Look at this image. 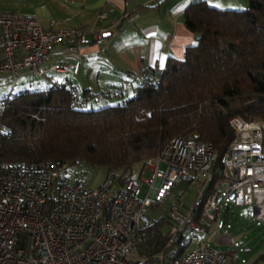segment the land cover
<instances>
[{
	"label": "built area",
	"instance_id": "1",
	"mask_svg": "<svg viewBox=\"0 0 264 264\" xmlns=\"http://www.w3.org/2000/svg\"><path fill=\"white\" fill-rule=\"evenodd\" d=\"M88 33L87 28L48 32L34 14L0 10V73L14 81L25 72L44 76L56 45L68 44L75 52L91 42ZM96 41L103 42L102 32ZM74 68L73 63L52 66L59 72ZM230 126L235 137L219 169L211 142L175 137L145 162L136 182L123 188H116L113 169L88 188L66 180L60 160L0 161V264H226L209 238L229 246L235 238L218 228L207 237L197 234L213 222L219 226L226 206H249L264 222V128L240 115L230 118ZM0 131L9 129L0 124ZM197 180L202 189L192 206L184 211L175 201L166 216L151 219L150 210L165 204L180 183ZM141 183L148 187L145 196ZM167 223L163 243L152 251L157 242L149 241L151 230Z\"/></svg>",
	"mask_w": 264,
	"mask_h": 264
},
{
	"label": "trees",
	"instance_id": "2",
	"mask_svg": "<svg viewBox=\"0 0 264 264\" xmlns=\"http://www.w3.org/2000/svg\"><path fill=\"white\" fill-rule=\"evenodd\" d=\"M185 25L195 35L185 56L145 70L135 97L119 104L83 109L87 90L78 98L66 83L5 97L0 124L9 131H0V161L55 159L65 171L102 166L115 171V186L123 188L175 137L190 136L214 145L219 169L235 137L232 116L257 119L264 128V0H249L246 9L195 1ZM196 213L199 219V206ZM164 229L151 230L149 241L158 244L152 251Z\"/></svg>",
	"mask_w": 264,
	"mask_h": 264
},
{
	"label": "crops",
	"instance_id": "3",
	"mask_svg": "<svg viewBox=\"0 0 264 264\" xmlns=\"http://www.w3.org/2000/svg\"><path fill=\"white\" fill-rule=\"evenodd\" d=\"M195 1L221 9H242L249 2L0 0V10L34 14L48 32L87 28L91 42L80 44L75 52L68 44L56 45L45 64L48 71L42 77L46 87L61 83L74 86L78 98L84 97L80 93L87 90L86 105L93 106L97 102L102 107L117 100L116 97L124 98L125 90L127 94L136 93L135 87L145 70H162L169 57L185 56L187 47L195 41V35L185 25V11ZM99 32L103 33L101 43L96 41ZM56 63H73L75 68L59 72L52 69ZM92 98L94 101L90 102Z\"/></svg>",
	"mask_w": 264,
	"mask_h": 264
},
{
	"label": "rangeland",
	"instance_id": "4",
	"mask_svg": "<svg viewBox=\"0 0 264 264\" xmlns=\"http://www.w3.org/2000/svg\"><path fill=\"white\" fill-rule=\"evenodd\" d=\"M248 7L244 6L242 9ZM241 9V8H235ZM45 79L36 74H22L20 80L14 81L10 74H0V110L2 109L3 99L5 97H12L25 89L34 90L45 88ZM133 89V85H132ZM125 90V97H116L117 100L111 102V105H116L122 101H126L135 97V93L127 94ZM115 98V95L112 97ZM94 98L90 102H93ZM100 108V104L94 102L93 106H84L83 109ZM162 170H166L168 166L164 163L161 165ZM107 173V168L102 166H86L84 164L77 165L65 171V175L69 178L70 182H75L80 179L81 185L88 188L97 187L104 179ZM141 170H136L134 180L137 181ZM150 177V172L147 171L143 175V179L147 180ZM141 196H145L147 192V184L141 183ZM202 189V182L199 180L193 183H180L165 204L158 205L150 210V217L153 220H159L166 216L168 209L175 201H180L184 204V211L192 206L200 191ZM169 224L165 225L168 229ZM219 229L220 234H230L235 238L236 244L229 246L216 242L213 238H209L208 245L212 248L222 252L227 258L226 264H264V222H260L254 218L253 210L249 206H226L222 212L221 222L217 226L216 222L212 223L210 230L203 231L197 234L200 238L210 236L211 233ZM199 238V239H200ZM198 240H193L197 243ZM193 247V246H191Z\"/></svg>",
	"mask_w": 264,
	"mask_h": 264
}]
</instances>
